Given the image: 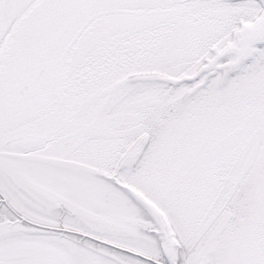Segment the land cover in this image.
<instances>
[{
    "label": "snow or ice",
    "instance_id": "snow-or-ice-1",
    "mask_svg": "<svg viewBox=\"0 0 264 264\" xmlns=\"http://www.w3.org/2000/svg\"><path fill=\"white\" fill-rule=\"evenodd\" d=\"M0 264H264V0H0Z\"/></svg>",
    "mask_w": 264,
    "mask_h": 264
}]
</instances>
